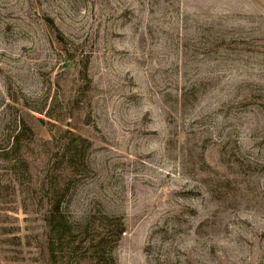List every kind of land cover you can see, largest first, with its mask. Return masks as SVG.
<instances>
[{
  "label": "rangeland",
  "instance_id": "1",
  "mask_svg": "<svg viewBox=\"0 0 264 264\" xmlns=\"http://www.w3.org/2000/svg\"><path fill=\"white\" fill-rule=\"evenodd\" d=\"M0 186V264H264V0H0ZM92 214L126 229L85 255Z\"/></svg>",
  "mask_w": 264,
  "mask_h": 264
},
{
  "label": "trees",
  "instance_id": "2",
  "mask_svg": "<svg viewBox=\"0 0 264 264\" xmlns=\"http://www.w3.org/2000/svg\"><path fill=\"white\" fill-rule=\"evenodd\" d=\"M20 131L15 136L16 142H21L22 138L30 137V144H34V142L40 143L42 140L36 139V135H38V131L40 127L44 126L43 120H38L34 116H32L29 113H26L25 111H20ZM70 134V133H68ZM72 135V134H70ZM52 140L44 141L43 147L45 151V146L50 145ZM62 152H64V155L70 156V154L73 152V142L69 139H66L62 148ZM38 153V152H37ZM34 153L32 151V154L29 156V153L24 154V170L23 174L30 183L32 181L33 175H32V169L34 164L35 157L33 156ZM54 165V164H53ZM49 165L48 171L52 170L51 175H53V178L50 179L53 180L54 184L52 185V193L54 196L57 194L58 190L60 189V180L65 179L64 183H66V179H71L74 177L75 172V166L69 162L68 160H63L58 167ZM52 168V169H51ZM60 171V172H59ZM53 172L57 173V176H54ZM66 175V177H65ZM70 181V180H69ZM18 182L20 186L22 187V193H24L25 190V184L24 181H21L18 179ZM8 186H0V201H3V203H6L7 197L11 195L7 191ZM24 189V190H23ZM43 221L47 223L49 227L52 226L53 222L58 218H63V212L61 209V203L58 200H54L51 202L48 207L46 208V211L43 212ZM101 219V220H100ZM96 218L95 214H92L88 219L84 222V225H82L78 230H76L77 234L81 235V239L78 243V248L83 251V254H97L99 253V250L104 248L105 241L107 239H116L119 238L124 232H125V226L123 223L118 224L114 223L111 219L104 216L103 218ZM55 229H59L58 231L60 234H56L52 238H47L45 241L47 254L51 257L52 261L55 262L57 259V255L59 253V250L56 248V239H60V237H64L66 239V232L71 236L72 233H74L75 230H72L69 228L62 229L61 232V224L58 227H55ZM66 231V232H65ZM65 235V236H63ZM58 237V238H57ZM98 262V260L96 261Z\"/></svg>",
  "mask_w": 264,
  "mask_h": 264
}]
</instances>
